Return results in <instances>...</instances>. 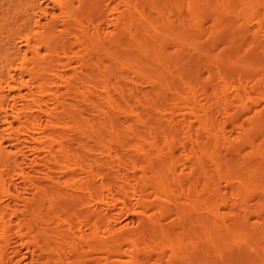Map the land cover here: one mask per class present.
Instances as JSON below:
<instances>
[{
  "label": "bare ground",
  "instance_id": "1",
  "mask_svg": "<svg viewBox=\"0 0 264 264\" xmlns=\"http://www.w3.org/2000/svg\"><path fill=\"white\" fill-rule=\"evenodd\" d=\"M20 249L264 264V0H0V264Z\"/></svg>",
  "mask_w": 264,
  "mask_h": 264
},
{
  "label": "rangeland",
  "instance_id": "2",
  "mask_svg": "<svg viewBox=\"0 0 264 264\" xmlns=\"http://www.w3.org/2000/svg\"><path fill=\"white\" fill-rule=\"evenodd\" d=\"M25 250L24 249H20V256H23L22 257V264H24V262H25V264H29L28 263V258L26 257V256H24L25 255V252H24ZM26 257V258H25ZM25 258V259H24Z\"/></svg>",
  "mask_w": 264,
  "mask_h": 264
}]
</instances>
